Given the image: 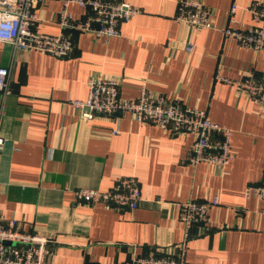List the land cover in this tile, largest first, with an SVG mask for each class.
I'll list each match as a JSON object with an SVG mask.
<instances>
[{"label": "crops", "instance_id": "0c3cea01", "mask_svg": "<svg viewBox=\"0 0 264 264\" xmlns=\"http://www.w3.org/2000/svg\"><path fill=\"white\" fill-rule=\"evenodd\" d=\"M117 1L141 12L109 39L69 30L71 56L14 53L0 42V66L12 64L13 87L0 124L6 138L0 222L15 219L25 232L51 237L47 264H147L141 259L175 253L185 240L175 202L217 198L209 220L191 226L187 264H264V201L245 194L264 174V107L219 79L264 74V49L244 47L222 31L252 25L246 7L257 0H203L214 26L198 31L176 19L179 0ZM64 2L45 0L35 9L38 31H63L58 16ZM67 8L78 19L90 14L75 1ZM98 76H118L124 98H136L145 86L206 110L231 130L233 158L226 169L187 161L191 133L139 123L129 113L83 116L71 101L86 99L88 81ZM125 175L136 176L142 187L135 209L75 195L82 187L108 189Z\"/></svg>", "mask_w": 264, "mask_h": 264}, {"label": "built area", "instance_id": "2783aa9c", "mask_svg": "<svg viewBox=\"0 0 264 264\" xmlns=\"http://www.w3.org/2000/svg\"><path fill=\"white\" fill-rule=\"evenodd\" d=\"M45 0H0V42L11 45L13 52L38 51L56 57H68L74 53L75 42L69 30L90 32L94 36L109 39L120 35L119 25L130 20L141 9L117 0H65L59 12L58 22L63 31L58 34L40 32L36 29L35 9ZM75 1L90 10L86 19H78L68 11L67 5ZM179 22L188 24L194 30L214 26L210 7L203 0H179ZM237 9L233 4L229 16ZM246 9L253 24L245 29L230 25L222 28L225 37L234 38L240 45L254 50L264 49V0L251 2ZM229 17V18H230ZM232 19V18H231ZM191 45L187 46L190 50ZM12 64L0 66V124L4 115L5 98L13 93ZM223 82L232 83L259 106L264 107V74L254 72L235 80L219 76ZM121 80L118 76H98L88 81L87 98L75 99L71 103L84 110L83 116L91 118L104 115L117 118L123 113L131 114L139 123L151 122L172 130L174 133H191L194 141L187 152V161L193 165L206 163L225 170L233 158L231 130L213 121L207 111L184 104L181 100L155 93L143 86L136 98L120 95ZM118 132L115 130L113 133ZM6 138L0 135V150ZM256 194L264 201V174L258 183L247 187L245 194ZM78 200L89 203L102 202L115 208H137L143 197L142 187L134 175L118 177L105 190L78 188ZM219 200H188L175 202L179 216L185 226V240L175 253L163 252L160 257L141 259L147 264H187L186 252L191 226L206 223L210 208ZM53 239L37 233L25 232L19 222L10 219L0 222V264H47L53 253Z\"/></svg>", "mask_w": 264, "mask_h": 264}]
</instances>
